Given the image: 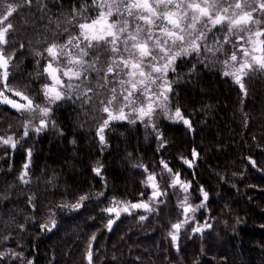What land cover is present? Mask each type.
I'll list each match as a JSON object with an SVG mask.
<instances>
[{
  "label": "trees",
  "instance_id": "obj_1",
  "mask_svg": "<svg viewBox=\"0 0 264 264\" xmlns=\"http://www.w3.org/2000/svg\"><path fill=\"white\" fill-rule=\"evenodd\" d=\"M62 1L66 11L75 2ZM23 10L11 21L18 33L8 48L9 53L18 50L11 84H28L38 100L43 83L36 73L42 72L43 59L34 53L47 47L56 21L64 18L52 17L49 25L35 6ZM59 31L62 43L67 38ZM186 77L174 90L172 105L181 107L193 132L158 115L157 130L140 122L112 123L105 132L106 145L96 135L105 116L99 99L109 95L106 89L90 104L59 106L53 114L56 126L38 140L24 137L25 120L0 104V135L20 140L15 151L0 145V252L7 254L0 264H87L93 234L94 264H264V73L245 78L247 95L231 78H223L217 66ZM157 131L166 141L163 148ZM28 149L30 183L24 184L19 176ZM193 149L199 155L190 168L182 158L192 159ZM161 160L192 182L193 205L203 199L201 187L209 194L207 206L181 229L179 251L168 236L171 224L184 219L177 207L184 196L179 188L165 183L169 195L161 211L122 213L111 231L106 227L110 217L101 211L113 198L148 200L151 190L142 183L147 173L136 165L160 173ZM101 165L97 175L93 168ZM80 196L88 199L79 210L59 207L76 203ZM53 214L56 226L41 231L40 225ZM142 215L147 219L141 221ZM204 224L212 227L192 233L193 227ZM11 252L22 256L13 258Z\"/></svg>",
  "mask_w": 264,
  "mask_h": 264
},
{
  "label": "snow or ice",
  "instance_id": "obj_2",
  "mask_svg": "<svg viewBox=\"0 0 264 264\" xmlns=\"http://www.w3.org/2000/svg\"><path fill=\"white\" fill-rule=\"evenodd\" d=\"M91 4L98 9L95 18L86 15L89 5L74 7L64 21H56L57 30L52 33L47 47L43 51H35V56L46 60L43 71L37 72L36 78L45 77L49 81L41 89L46 103L39 104L31 95L28 84L23 87L11 84L16 78L18 51H8L18 38L11 19L21 9L31 10L35 6L43 13L42 20L50 9L46 0H0V104L26 115L24 137L30 131L39 134L53 124L54 105L59 106L73 98L90 104L92 96L89 93L97 97L101 95L97 88H106L110 93L99 99V111L105 114L96 131L101 145H106L105 132L117 121L140 122L157 130L156 119L162 115L172 122H182L191 130V121L185 118L181 107L171 103L173 85L178 83L179 76L174 80L169 73L177 72L178 60L192 55L204 56L205 60L216 58L213 62L222 64L223 75L231 77L244 95L248 94L245 78L264 73V0H91ZM48 23L51 25L52 21ZM65 24L78 27L79 32L69 34L64 43H59V30L62 28L64 33L69 32ZM217 33H222V37ZM230 43L233 50L227 55L224 45ZM24 47L23 43L19 45L20 49ZM102 53L108 54L106 63ZM221 53L226 56L223 61L218 59ZM190 71H195V65ZM93 72L98 77L95 86L89 76ZM33 119L39 120L38 125L32 124ZM157 139L163 148L166 141L158 131ZM19 143L20 140L13 135H0V145L16 149ZM27 155L28 162L23 165L19 176L24 184L30 183L27 177L31 149L27 150ZM198 155L193 149L192 159L182 158L183 163L193 167ZM249 163L257 166L251 157ZM160 165V173L149 172L143 164L136 165L147 173L142 183L152 189L148 200L132 203L113 198L110 205L101 211L109 214L106 227L111 231L122 213L131 215L140 209L148 213L161 211L160 205L165 204L163 198L169 195L165 183L167 188H179L184 196L177 207L182 210L184 219L172 223L168 232L173 247L179 251L181 229L195 219L197 211L207 206L209 194L201 187L203 199L193 205L190 202L192 182L183 179L182 174L169 167L166 161L161 160ZM93 171L101 175L102 165L94 167ZM33 199L29 197V203ZM86 199L87 196H80L76 203L59 207L76 211L83 207ZM113 214L115 218H112ZM54 215L48 223L40 225L41 231L50 232L56 226ZM139 219L143 221L147 217L142 215ZM211 227L210 224L197 225L192 228V233H203ZM95 239L93 234L88 243L85 253L87 264H94L92 242ZM6 255L0 252V260ZM10 255L17 258L22 253L11 252ZM27 264H32V261H27Z\"/></svg>",
  "mask_w": 264,
  "mask_h": 264
},
{
  "label": "flooded vegetation",
  "instance_id": "obj_3",
  "mask_svg": "<svg viewBox=\"0 0 264 264\" xmlns=\"http://www.w3.org/2000/svg\"><path fill=\"white\" fill-rule=\"evenodd\" d=\"M47 2V5H48V8L50 9V12L48 13V15L46 16L49 20L52 18V17H55V18H64L65 17H68L69 16V13H71L72 9L74 7H81L85 4L89 5V12L86 13V15H89L91 16L92 18H95L96 15L98 14V9H96L94 6H92L91 4V0H75L74 4L70 7V9L68 11H66V8L64 7V4H63V1L62 0H46ZM52 3H56V6L59 4V7H56V6H52ZM24 10L21 9L19 12H17L16 14H14L13 16V21L16 19V16L23 12ZM11 19V21H12ZM112 19H116V17H113ZM48 20V21H49ZM65 27H68L69 29V32L68 33H65L63 36H65L67 39H68V35L69 34H76L79 32V29L78 27H73V26H69L67 24L64 25ZM62 29V28H61ZM226 31V29H225ZM218 36H221L222 37V33H217ZM66 39V40H67ZM65 40V41H66ZM64 41V42H65ZM62 42V43H64ZM209 43H211V40L209 41ZM231 44V43H230ZM230 44H226L224 45V48L226 49V54L227 55H230L231 54V45ZM103 57L106 55H108L107 53H102ZM92 57H89L88 59H91ZM106 58V57H104ZM226 58L225 54L224 53H221V54H218V59L220 61H223L224 59ZM216 58H210L208 60H205V57L204 56H200V57H197L196 55H192V56H189V57H185V58H182L180 60L177 61V64H178V67H177V72L175 73H169V77L171 79H177V77L179 76V80H178V83L174 84L173 85V89H177V87L179 86L180 82L182 83L185 78H187L186 76L189 77L190 74H196L197 71L199 70H210L211 68H214V67H218L220 70H221V67L222 64L221 63H215L213 62ZM203 61V62H201ZM46 63V60H43L42 62V71H43V66L44 64ZM193 65H195V71L194 72H191L190 70L193 68ZM222 73V77L225 78V76L223 75V72ZM89 76H90V79H91V84L93 86L96 85V82H97V79L98 77H96V74L93 72V73H89ZM230 78V77H229ZM41 82L44 84V83H48L49 81L45 78V77H41ZM106 89V88H105ZM101 90V88H97L96 91L99 92ZM107 92L109 93V90L106 89ZM41 94V96H39L37 99L38 100H35L37 101V103L39 104H44L46 103L45 99H44V96H43V93L42 91L40 90L39 92ZM174 93V91H173ZM173 93H172V96H173ZM110 94V93H109ZM8 95L11 96L10 93H8ZM89 95H93V99H96L97 96L94 94V93H89ZM15 99H17L19 101V98L16 97ZM80 100L79 99H75L73 98L72 100H67V101H64V102H61L59 104V106L61 105H67L68 103L69 104H73V105H78L80 104ZM172 103V101H171ZM2 105V104H1ZM3 106V105H2ZM59 106H53V112H52V121H53V124L56 126V123H55V120H54V117H53V114H54V111H56L58 109ZM5 107V106H3ZM7 108V107H5ZM8 110H12V112H14L15 114L18 115L19 118H22L23 120H25L27 117L26 115H22L21 113L17 112L15 109H10V108H7ZM35 120V121H34ZM34 121V122H33ZM117 122H120V123H127V121H117ZM39 123V120L38 119H33L32 120V124L33 125H38ZM114 123V122H113ZM53 124H49L48 127L45 128L44 131L40 132L39 134H37L35 131H30L29 132V135H33L35 140H38L40 139V136L44 134L45 131H48L50 128H53L55 126H53ZM182 125L185 127V128H188L187 126H185L183 123ZM189 129V128H188ZM190 132H193V129L191 127V130L189 129ZM20 144V143H19ZM18 144V145H19ZM7 148L11 149L12 151H15V149H12L10 146H6ZM150 188V187H149ZM150 190L152 191V189L150 188ZM112 218H115L114 217V214L112 216Z\"/></svg>",
  "mask_w": 264,
  "mask_h": 264
},
{
  "label": "rangeland",
  "instance_id": "obj_4",
  "mask_svg": "<svg viewBox=\"0 0 264 264\" xmlns=\"http://www.w3.org/2000/svg\"><path fill=\"white\" fill-rule=\"evenodd\" d=\"M231 45V51L233 50V45L232 44H230ZM104 57H106V59H105V63H106V61H107V56L105 55ZM221 67V72H223V68H222V66H220ZM231 78V77H230ZM232 79V78H231ZM152 192V191H151Z\"/></svg>",
  "mask_w": 264,
  "mask_h": 264
},
{
  "label": "water",
  "instance_id": "obj_5",
  "mask_svg": "<svg viewBox=\"0 0 264 264\" xmlns=\"http://www.w3.org/2000/svg\"><path fill=\"white\" fill-rule=\"evenodd\" d=\"M3 105V104H2ZM5 107H7V108H10V109H13V108H11L10 106H8V105H4Z\"/></svg>",
  "mask_w": 264,
  "mask_h": 264
},
{
  "label": "bare ground",
  "instance_id": "obj_6",
  "mask_svg": "<svg viewBox=\"0 0 264 264\" xmlns=\"http://www.w3.org/2000/svg\"><path fill=\"white\" fill-rule=\"evenodd\" d=\"M3 106H4V105H3ZM108 215H109V214H108ZM114 224H115V223H114ZM114 224H113V225H114ZM208 230H209V229H208Z\"/></svg>",
  "mask_w": 264,
  "mask_h": 264
}]
</instances>
